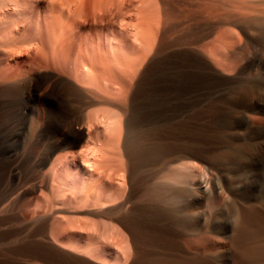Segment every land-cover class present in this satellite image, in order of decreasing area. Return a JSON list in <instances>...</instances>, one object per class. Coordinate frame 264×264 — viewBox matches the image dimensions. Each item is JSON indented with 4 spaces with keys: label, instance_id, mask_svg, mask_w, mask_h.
<instances>
[{
    "label": "rangeland",
    "instance_id": "rangeland-1",
    "mask_svg": "<svg viewBox=\"0 0 264 264\" xmlns=\"http://www.w3.org/2000/svg\"><path fill=\"white\" fill-rule=\"evenodd\" d=\"M240 1L92 0L64 65L24 43L46 0H0V264H264V0Z\"/></svg>",
    "mask_w": 264,
    "mask_h": 264
},
{
    "label": "bare ground",
    "instance_id": "bare-ground-1",
    "mask_svg": "<svg viewBox=\"0 0 264 264\" xmlns=\"http://www.w3.org/2000/svg\"><path fill=\"white\" fill-rule=\"evenodd\" d=\"M8 1V0H7ZM11 2V4H12V6L14 5L15 7H17L18 9L16 10H14L15 12L16 11H19V12H21L22 10H21V8L23 7V6H25V5H23L24 3L25 4H27V5H29V3H37L38 1H40V0H10ZM92 0H46V4L40 9V11H39V14H38V16L37 17H35V19L37 18L38 19V21L40 22L39 24H41L42 22H43V27L41 26L40 28H43V29H39L38 30V32H39V34H38V36L35 38H30L27 42H24L23 40V42L24 43H26L28 46H31L34 50H35V52H37L39 55H40V57L42 58V61L45 63V64H50V62H51V60H52V58H54V57H56L57 56V59L58 60H61L62 59V61H63V64L65 65L66 63H64L65 61H64V59L66 60V57L68 58V52L70 51V49H67L68 47H66L67 45H66V38H65V36L67 35V33H68V31H69V29H70V27H71V25L73 24V22H75L76 20V17L78 16V14H80V13H83L85 10L87 11V8H88V6L90 5V2H91ZM228 1H230V0H228ZM252 1V0H251ZM260 1V0H259ZM1 2H2V0H1ZM233 2V1H232ZM264 2V1H263ZM263 2H261V3H263ZM2 3H4V0H3V2ZM237 3V2H236ZM241 5H242V7L243 8H245L246 6L249 8V6H248V2L246 1V0H241L240 2H239ZM260 3V4H261ZM5 5L7 4V3H4ZM3 4V5H4ZM254 4V3H253ZM3 5H1L0 4V6H2L3 7ZM10 5V4H9ZM26 5V7H28ZM259 5V4H258ZM7 6V5H6ZM22 6V7H21ZM233 6V5H232ZM238 6V5H237ZM252 6H254V5H252ZM257 6V5H256ZM261 6V5H260ZM9 7V6H8ZM32 7V6H31ZM41 7V6H40ZM251 7V6H250ZM3 8H7V7H3ZM13 8V7H12ZM252 8V7H251ZM251 8H249V9H251ZM238 9V8H237ZM246 9V8H245ZM256 9V8H255ZM263 9H264V7H263ZM27 10V9H26ZM235 10V9H234ZM262 10V9H261ZM4 11V10H3ZM6 11V10H5ZM24 11V10H23ZM237 11V10H236ZM247 11V10H246ZM263 11V10H262ZM261 11V12H262ZM25 12V11H24ZM23 12V13H24ZM34 12V11H33ZM245 12V11H244ZM253 12H254V10H253ZM258 12H260V10L258 11ZM22 13V12H21ZM36 13H38V10L36 11ZM236 13V12H235ZM5 14H7V13H3V16L5 15ZM13 14V13H12ZM228 14H230L229 16H231V12L229 11V13ZM245 14V13H244ZM243 14V15H244ZM255 14H257V13H255ZM259 14V13H258ZM257 14V15H258ZM21 14H19L18 16L19 17H21V16H23V15H21ZM235 15V14H234ZM2 16V17H3ZM10 16V15H9ZM8 16V17H9ZM25 16V15H24ZM35 16V15H34ZM263 17V16H262ZM264 18V17H263ZM15 19V18H14ZM13 19V20H14ZM20 19V18H19ZM18 19V20H19ZM33 19V18H32ZM37 19L35 20V21H37ZM75 20V21H74ZM16 21H17V19H16ZM32 21V20H31ZM38 21H37V23H38ZM6 22V21H5ZM13 22H15V21H12V23ZM18 22V21H17ZM15 23L14 25H11L12 27L10 28V34H9V36L10 35H13V37H15V39L17 40V43L19 42V39L21 38V27H20V21L18 22V23ZM229 22V21H228ZM31 23V22H30ZM4 24H7V23H4ZM9 25V26H10ZM33 25V24H32ZM8 26V27H9ZM4 27V26H3ZM4 29H6V27L4 28ZM3 29V30H4ZM6 31V30H5ZM7 32V31H6ZM3 32H1V34H2ZM5 34H7V33H4V35ZM26 34V33H25ZM69 34V33H68ZM35 35V34H34ZM33 35V36H34ZM9 39H11V37H9ZM3 40V39H2ZM5 40V39H4ZM15 40V41H16ZM13 41V40H12ZM11 41V42H12ZM2 42V41H1ZM14 42V41H13ZM23 42L22 43H20L19 42V44H21V46L20 45H18V44H15L14 45V48H13V51H17V47L19 48V49H22V44H23ZM2 44V43H1ZM8 44H9V42H8ZM69 44V43H68ZM72 44V43H71ZM234 44V43H233ZM1 46V45H0ZM26 46V45H25ZM68 46H70L69 48H71V45L69 44ZM12 48V47H11ZM10 48V49H11ZM24 48H26V47H24ZM23 48V49H24ZM26 50V49H25ZM69 50V51H68ZM12 51V50H11ZM21 51V50H20ZM12 56V55H11ZM14 56V55H13ZM4 58V57H3ZM11 59V58H10ZM68 60H69V58H68ZM78 61V60H77ZM76 61V62H77ZM15 62H17V61H15ZM10 63V62H9ZM19 63V62H18ZM6 64H7V61H6ZM57 64V63H56ZM60 64V63H59ZM78 64V63H77ZM88 64V63H87ZM0 65H1V63H0ZM12 66V64H9L8 66ZM14 65V64H13ZM16 65H18L17 63H16ZM8 66H6L7 68H9ZM23 66V65H22ZM1 67V66H0ZM6 67H5V69H6ZM14 67V66H13ZM12 67V68H13ZM30 67V66H29ZM30 69V68H29ZM9 70H10V68H9ZM9 70H8V72H9ZM12 70V69H11ZM10 70V71H11ZM21 70V69H20ZM26 70V69H25ZM27 71V70H26ZM29 71V70H28ZM18 73H20V71H17ZM22 74H13V75H23V73L26 75L27 73L26 72H21ZM1 75V74H0ZM10 76H8V78H9ZM15 77H17V76H15ZM21 78L23 77V76H20ZM8 78H7V80H8ZM12 79H15V78H11L10 80H12ZM10 80H8V81H10ZM127 139V138H126ZM185 166V165H184ZM182 167V166H181ZM182 169V168H181ZM180 171V170H179ZM183 171V170H182ZM182 171H180V172H182ZM173 173V174H171V175H169L170 177L169 178H166V179H168V181L170 180V178L172 179L171 181H172V183H174V184H177V182L179 183L180 181H182V179H183V175L181 174V173ZM184 173V172H183ZM170 174V173H169ZM190 174V173H189ZM69 175V174H68ZM71 175V174H70ZM167 176V175H166ZM168 177V176H167ZM185 179V178H184ZM193 180V179H192ZM163 181H164V178H163ZM167 181V182H168ZM184 181V180H183ZM182 181V182H183ZM182 182H180V183H182ZM169 183H171V182H169ZM166 187V185H163V187ZM163 189V188H162ZM8 190V189H7ZM161 190V189H160ZM160 192V191H159ZM11 193H0V211H2L3 210V208L6 206V204H7V202H9V199L10 198H12L11 197ZM160 195H162L161 194V192H160ZM92 196V195H91ZM150 196V195H149ZM168 196V194L166 195V197ZM99 197H101V195L99 196ZM162 197V196H161ZM168 198V197H167ZM164 199H165V197H164ZM13 200V199H12ZM11 200V201H12ZM162 200V199H161ZM15 202V201H14ZM10 203V202H9ZM173 204V203H172ZM9 208H10V206H9ZM29 218V217H28ZM61 224V223H60ZM58 226V225H57ZM261 233V232H260ZM253 234H255V232L253 233ZM260 235V234H259ZM205 236V235H204ZM253 236V235H252ZM251 236V237H252ZM258 236V235H257ZM207 237V235L205 236V238ZM211 237V236H210ZM260 237V236H259ZM264 237V236H263ZM204 238V237H203ZM208 239H210V238H208ZM245 239V238H244ZM244 239H242V242H243V240ZM250 239H253V238H250ZM211 240V239H210ZM190 241V240H189ZM189 241H187V242H189ZM214 241V240H213ZM186 242V243H187ZM238 242V241H237ZM236 242V243H237ZM190 243V242H189ZM188 243V244H189ZM248 243H250V242H248ZM262 243V242H261ZM252 244V243H251ZM258 245V244H257ZM261 245V244H260ZM190 246V245H189ZM216 246V245H215ZM248 245L246 244V247H247ZM256 246V245H255ZM262 246H264V244H262ZM262 246H259V247H257L258 248V251L260 252V254H263L264 255V247H262ZM211 247V246H210ZM214 247V246H213ZM239 247V246H238ZM246 247H245V249H246ZM254 247V246H253ZM256 247H254V249H255ZM238 248L236 247V250H237ZM240 249V248H239ZM238 249V250H239ZM242 249V250H241ZM240 249V254L243 252V251H245V250H243L244 248L242 247ZM249 249H248V247H247V250H246V252L248 251ZM245 252V253H246ZM245 253L242 255V257L243 256H245ZM255 254V253H254ZM257 254V253H256ZM252 255H253V252L251 253V257H252ZM256 256L257 255H254V257L256 258ZM260 257H261V255H259ZM249 258V257H248ZM262 259H264V258H262ZM261 258H260V260H262ZM255 260V259H254ZM263 262V261H262Z\"/></svg>",
    "mask_w": 264,
    "mask_h": 264
}]
</instances>
